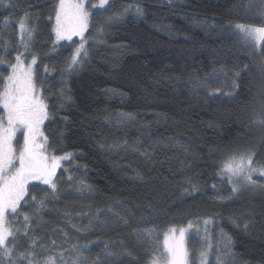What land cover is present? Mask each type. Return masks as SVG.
Returning <instances> with one entry per match:
<instances>
[{
	"label": "trees",
	"instance_id": "trees-1",
	"mask_svg": "<svg viewBox=\"0 0 264 264\" xmlns=\"http://www.w3.org/2000/svg\"><path fill=\"white\" fill-rule=\"evenodd\" d=\"M56 2L0 5V56L14 62L24 51L18 24L25 13L35 26L27 62L37 56L36 85L49 105L48 153L72 154L55 178L59 193L45 198L39 220L30 197L43 198L47 186H29L24 210L44 245L38 259L59 261L64 252L71 264L75 244L88 258L84 264L97 258L152 264L164 234L184 228L190 264H200L207 228L214 246L205 264H218V257L222 264H264V188L232 193L218 174L231 154L253 151L254 165H264V127L254 122L264 105V50L252 49L236 29L264 25V0H109L103 11L91 12L89 56L71 71L66 62L81 40L55 43ZM0 68L2 87L8 69ZM80 181L91 191L77 192ZM19 220L23 227L22 215ZM12 223L15 230V218ZM221 233L231 238L228 254L222 244L216 250ZM105 245L117 255L106 257Z\"/></svg>",
	"mask_w": 264,
	"mask_h": 264
},
{
	"label": "snow or ice",
	"instance_id": "snow-or-ice-1",
	"mask_svg": "<svg viewBox=\"0 0 264 264\" xmlns=\"http://www.w3.org/2000/svg\"><path fill=\"white\" fill-rule=\"evenodd\" d=\"M88 2L89 0H57L54 9L53 32L56 41H72L74 36L81 39L79 46L74 49L66 62L70 71L79 68L89 56V51L85 47L87 39L84 35L89 29L92 15L87 6ZM107 4L108 0H99L98 4L92 3V7L104 8ZM0 5H4V0H0ZM136 11L138 15H142L139 7ZM261 15H264V6L261 8ZM29 19L30 16L25 13L18 24L19 44L24 51L17 52L14 62L9 61L6 56H0V65H6L8 69L7 74L3 76L2 87H0V109L3 110L0 114V264H42V261L38 259L39 253L36 249L44 248V245L40 243L35 234L32 226L33 217L24 210V206L29 204V184L36 181L47 186V189L41 190L45 194L43 198L38 199L35 194L30 197L32 205L35 206L34 214L39 220L40 210L45 206V198L49 195L56 196L59 193V186L55 179L57 169L61 167L62 161L72 158L71 153L56 155L55 150L51 155L48 153L51 145L49 138L41 130V125L49 118V105L42 90H38L36 85L34 66L37 64V56L33 54L31 61L27 62V53L31 50V41L35 32V26L29 27L28 25ZM112 19L114 18H109L110 21ZM236 27L243 33L246 43L255 42L264 50V26L238 24ZM100 30L102 31L103 28L101 27ZM3 47L7 50L8 42H5ZM3 71L0 68V74ZM45 71H47V66ZM233 86L238 87L235 84ZM209 94L211 95L212 92ZM254 122L264 127V105L261 106L260 117ZM18 133L22 136V143H19ZM17 144H19L18 148ZM255 155V152L248 151L238 155H227L221 161L218 174L227 178L228 183L232 185V193H238L248 187L264 188V182L258 184L253 179L257 174L264 177V165L259 167L254 165ZM71 179L72 177L69 176L70 181ZM48 189H51L50 193ZM75 190L79 193L90 192L91 186L80 181ZM196 191L198 187L193 185L192 192ZM109 211L112 210L109 209ZM21 215L23 216V227L20 226L19 217ZM13 218L16 220L15 230L12 223ZM96 219H99V213ZM119 219L127 223L123 217ZM105 222L100 221V223ZM208 223L209 221H205L206 225ZM92 224L93 221L90 220L88 227L91 228ZM73 227H76L77 231H82L76 225ZM21 236L25 238L24 242L27 244L23 251L19 250ZM204 241L206 247L200 253L202 264H205L214 246L207 228H205ZM162 243L163 249H158L160 252L158 256L153 255L152 264H188L189 252L184 228L169 229L164 234ZM52 244L55 245L56 242L53 240ZM221 244L225 254H228L231 238L221 233L215 245L218 252L221 250ZM72 251L75 255L71 258V264H84L87 261L88 258L83 255L77 245H72ZM104 255L113 257L117 253L105 245ZM61 261L68 264L64 252L59 254V261L56 257L48 255L43 260V264H60ZM92 264H99V258L93 260ZM218 264H222L220 257H218Z\"/></svg>",
	"mask_w": 264,
	"mask_h": 264
},
{
	"label": "rangeland",
	"instance_id": "rangeland-1",
	"mask_svg": "<svg viewBox=\"0 0 264 264\" xmlns=\"http://www.w3.org/2000/svg\"><path fill=\"white\" fill-rule=\"evenodd\" d=\"M92 3H96V4H98V3H99V0H89V2L87 3V6H88L90 12H93V11H103V10L107 7V5H108V4H107L104 8H93V7H92ZM108 3H109V0H108ZM54 24H55V19H54V22H53V27H54ZM262 26H264V25H262ZM236 29H237V31L240 33V36H241V38L243 39V41L246 43L243 33H242L238 28H236ZM85 33H86V32H85ZM85 33H84V35H85ZM54 39H55V43H56V44H61V43H64V42H69V41H67V40L56 41L55 33H54ZM72 40H81V39H80V37H78V36H74V37L72 38ZM246 44H248L252 49H256V47H258V45H259V44H256L255 42H252V43H246ZM44 123H45V121H44ZM44 123L41 125V130H42V131H43ZM18 139H19V143H22V136H21L19 133H18ZM14 143H15V142H14ZM16 146H17V148H18V147H19V144H17ZM65 161H66V160H65ZM65 161H62V162H61V167H62V165H63V163H64ZM61 167H60V168H61ZM60 168L57 169V173H58V171L60 170ZM57 173H56V175H57ZM257 177L262 178L263 181H264V177H261V176H259L258 174H257ZM55 178H56V177H55ZM32 184H39V183L36 182V181H32V182H30L29 186L32 185ZM41 185H42V184H41ZM44 186H46V185H44ZM177 230H179V229H177ZM185 230H186V240H187L188 230H187V229H185ZM167 232H168V231H167ZM177 235H178V231H177ZM198 262H199V261H198ZM188 264H190V260H188ZM200 264H202V262H201Z\"/></svg>",
	"mask_w": 264,
	"mask_h": 264
}]
</instances>
